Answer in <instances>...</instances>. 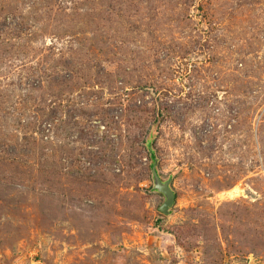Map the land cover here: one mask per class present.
<instances>
[{"label": "rangeland", "instance_id": "obj_1", "mask_svg": "<svg viewBox=\"0 0 264 264\" xmlns=\"http://www.w3.org/2000/svg\"><path fill=\"white\" fill-rule=\"evenodd\" d=\"M0 264H264V0H0Z\"/></svg>", "mask_w": 264, "mask_h": 264}, {"label": "water", "instance_id": "obj_2", "mask_svg": "<svg viewBox=\"0 0 264 264\" xmlns=\"http://www.w3.org/2000/svg\"><path fill=\"white\" fill-rule=\"evenodd\" d=\"M154 179L157 191L163 194L166 198L165 203L160 208V212L164 215H168L170 209L174 206L175 203V194L169 186V182H162L157 173L154 171Z\"/></svg>", "mask_w": 264, "mask_h": 264}]
</instances>
